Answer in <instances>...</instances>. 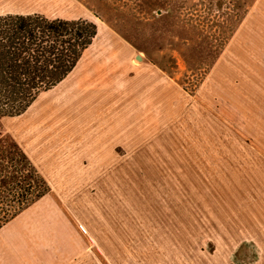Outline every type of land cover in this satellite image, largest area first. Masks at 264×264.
<instances>
[{"label": "rangeland", "instance_id": "obj_1", "mask_svg": "<svg viewBox=\"0 0 264 264\" xmlns=\"http://www.w3.org/2000/svg\"><path fill=\"white\" fill-rule=\"evenodd\" d=\"M30 10L84 17L99 40L128 42L157 91L142 82L126 98L136 103L123 124L132 139L102 156L108 171L75 153L83 135L76 146L56 142L45 94L0 119L1 150L21 152L34 183L24 208L36 210L42 192L68 217L60 240L56 215L43 209L16 221L28 227L17 239L27 264H56V244L74 251L65 264H264L255 228L264 212V0H0V15Z\"/></svg>", "mask_w": 264, "mask_h": 264}, {"label": "crops", "instance_id": "obj_2", "mask_svg": "<svg viewBox=\"0 0 264 264\" xmlns=\"http://www.w3.org/2000/svg\"><path fill=\"white\" fill-rule=\"evenodd\" d=\"M16 13L42 14L38 10ZM98 37L99 33L84 51L75 68L60 83L52 87L53 89L43 91L39 96L45 94L42 103L56 105V142L64 140L67 147L73 145L68 144L69 141L75 143L77 134L83 135L82 138L86 141L78 143L75 153L91 155L92 158L96 157L93 159V163H100L98 169L108 171L110 168L107 167V161L102 160V156L110 154L116 156L119 154L120 146L129 145L126 141L132 139V135L126 137L123 134V124L134 122V119L133 115L126 119L125 109L132 113L136 103L126 104L125 100L127 98L133 102L138 97L143 81L141 79L142 70L139 67L141 63L137 65L134 62L132 51H130L132 47L128 42L112 36H105L102 40H99ZM120 44L122 48H128L126 54L118 51L115 47H111V45L118 46ZM148 83V81L143 82V88H149L147 91L154 89L156 93L157 87L154 86L150 89ZM55 88L56 90L52 91ZM100 125L103 127H99ZM89 129L93 132H90ZM125 148L132 150L136 147ZM82 149L84 151H81ZM262 154L264 155V152ZM121 163H117L115 166H120ZM41 200L43 202L40 204ZM38 201L35 203L40 205L36 210L32 211L31 205L27 206L0 226V264H27L28 260L25 258L28 256L24 254L23 245L21 248L17 239L18 236L27 235L24 229L28 227L18 228L14 225L22 215H37L41 209L45 210L42 215H56V235L60 240L62 220L63 222L67 220V215L57 201L52 204L51 199L47 200V195H41ZM44 204H48V207H43ZM262 208L264 209V207ZM250 218L255 220L257 217L251 216ZM259 221L260 223L255 227L258 229L256 234L260 233L264 247V212L260 215ZM246 226L251 228L252 225L247 221ZM51 245L53 248L55 247L54 244H48L46 250L50 249ZM33 249L31 250L33 251ZM26 250L29 251L28 248ZM65 250L67 254H62V249L59 250L56 244V264H65L68 261L67 258L71 257L72 252H74L68 253V250ZM244 259L246 263L253 261L249 252Z\"/></svg>", "mask_w": 264, "mask_h": 264}, {"label": "trees", "instance_id": "obj_3", "mask_svg": "<svg viewBox=\"0 0 264 264\" xmlns=\"http://www.w3.org/2000/svg\"><path fill=\"white\" fill-rule=\"evenodd\" d=\"M98 33L99 25L87 18L0 15V119L21 115L41 92L60 83ZM26 163L21 152L10 154L0 147V226L33 195L31 173L25 176Z\"/></svg>", "mask_w": 264, "mask_h": 264}, {"label": "water", "instance_id": "obj_4", "mask_svg": "<svg viewBox=\"0 0 264 264\" xmlns=\"http://www.w3.org/2000/svg\"><path fill=\"white\" fill-rule=\"evenodd\" d=\"M137 58H138V59H141V57H140V56H138Z\"/></svg>", "mask_w": 264, "mask_h": 264}]
</instances>
